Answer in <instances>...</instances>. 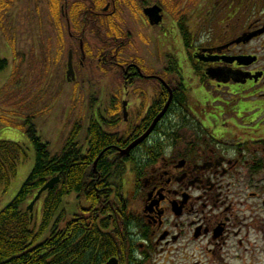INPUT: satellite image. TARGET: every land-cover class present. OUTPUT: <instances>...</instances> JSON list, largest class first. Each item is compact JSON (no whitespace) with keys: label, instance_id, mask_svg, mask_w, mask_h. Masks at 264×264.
<instances>
[{"label":"flooded vegetation","instance_id":"flooded-vegetation-1","mask_svg":"<svg viewBox=\"0 0 264 264\" xmlns=\"http://www.w3.org/2000/svg\"><path fill=\"white\" fill-rule=\"evenodd\" d=\"M0 3L10 29L37 27L35 49L51 32L45 72L90 111L83 154L103 139L82 194L62 200L54 264H264V65L248 48L264 0ZM8 45L11 70L40 69Z\"/></svg>","mask_w":264,"mask_h":264},{"label":"trees","instance_id":"trees-1","mask_svg":"<svg viewBox=\"0 0 264 264\" xmlns=\"http://www.w3.org/2000/svg\"><path fill=\"white\" fill-rule=\"evenodd\" d=\"M6 65V61H0V72ZM14 82L11 80L0 91V103L13 99L17 94L16 89L10 88L15 84ZM15 106L25 107L18 104ZM2 112L4 114L0 112V123L14 126L16 124L14 115L21 116L23 111L16 107L11 113ZM33 119V116L27 114L22 126L26 128L25 134L33 149L35 164L17 196L0 211V264H54L52 256L56 225L59 220L65 224L64 212H61V219L59 218L58 222L56 220L62 200L71 193L82 194L86 178L92 177L93 159L103 146V139L99 137L95 140L92 151L84 155L81 146L83 143L78 139L80 128L75 125L61 149L56 153L52 152L49 144L43 143L38 137ZM26 160L24 146L0 142V191L2 190L3 193L8 191L17 174L18 165ZM101 162L102 160L99 164ZM55 177H58L59 183L54 189L41 196L38 222L35 221V216L30 221V213L26 210L27 204L48 181ZM70 258L72 259V256ZM70 258L67 261L64 257L60 264L70 263ZM76 264H85V259H79Z\"/></svg>","mask_w":264,"mask_h":264},{"label":"rangeland","instance_id":"rangeland-1","mask_svg":"<svg viewBox=\"0 0 264 264\" xmlns=\"http://www.w3.org/2000/svg\"><path fill=\"white\" fill-rule=\"evenodd\" d=\"M4 12L5 8L0 6V61H5L9 57L6 52V46L9 44L8 47L12 49L11 43H13L15 58L17 57L19 59L23 57V54H27V59L34 61L35 55L37 57L41 56L40 60L42 62L40 69L38 65H35L36 67L30 68L33 71L28 73L20 69V65H22L20 62H16L18 68H15L14 72H11L10 66H6L0 72V91L11 80H14L15 84L10 88L16 89L17 92L13 99H8L9 102L4 100L0 103V110L11 113L17 107L23 111L21 112V116L12 113L16 121L14 126H7L0 123V142H11L22 145L26 148L27 154V160L18 165L17 174L11 182L8 191L6 193H3L2 190L0 191V211L17 196L35 164L34 152L25 134L26 128L22 126L24 125L25 116L29 114L34 117L33 125L37 129L38 137L43 143H48L49 149L56 153L60 150L63 142L71 133V129L77 123L82 126L80 138L83 139L84 128L86 127L85 117H88L90 113L87 104L82 103L83 91L77 92L75 96L73 90L68 89L67 85L58 84L59 82L57 81L59 79L56 81V72H45V68L49 65L51 57V40L49 37L51 32L48 31V35L42 40L43 43L41 42L39 44L38 42L39 45L37 44L35 49L34 43L36 44V42H34V39L35 34L38 32L37 27L34 25L25 26L23 24L24 22L21 21L22 23L16 22L14 30H12L8 26L10 19L7 18V21L4 19ZM24 17V10L17 13V19ZM26 28L29 31H26ZM26 38L30 39V41L25 42L24 40ZM262 47H264V37L252 42L248 48L251 52L258 49L261 64L264 65V48ZM15 104L24 105L26 108L15 106ZM2 111L0 112L4 114ZM25 112L27 113L25 114ZM67 203V200H64L61 208L67 209ZM41 204L42 201L40 199L34 207L36 222H38L40 216Z\"/></svg>","mask_w":264,"mask_h":264},{"label":"water","instance_id":"water-1","mask_svg":"<svg viewBox=\"0 0 264 264\" xmlns=\"http://www.w3.org/2000/svg\"><path fill=\"white\" fill-rule=\"evenodd\" d=\"M237 62L240 65H251L256 61V58H252V57H242V58H235L232 59L230 62ZM67 78L72 77L73 78V74L71 71V67L70 64H68V72L66 73ZM155 124V123H154ZM149 134L146 133L144 136H142L141 138L137 139L134 143H132V145H130L125 151H123L121 154L122 155H128V153L130 152V150L137 146L140 142H142L147 135ZM101 155L98 157V159L96 160L95 164H94V171H95V167H96V163L98 162V160L100 159ZM59 183V179L58 177H55L53 179H51L50 181H48L35 195V197L32 199V201L30 202V204L28 205V207L26 208L27 211L32 214L34 206L36 205V203L40 200V197L42 196L43 193L47 192V191H51L52 189H54V187ZM31 219H32V215H31Z\"/></svg>","mask_w":264,"mask_h":264}]
</instances>
